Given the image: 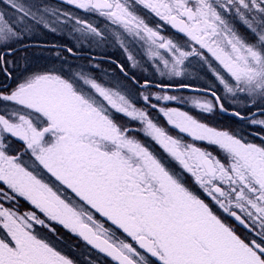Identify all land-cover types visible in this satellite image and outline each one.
<instances>
[{"label":"snow or ice","instance_id":"1","mask_svg":"<svg viewBox=\"0 0 264 264\" xmlns=\"http://www.w3.org/2000/svg\"><path fill=\"white\" fill-rule=\"evenodd\" d=\"M0 264H264V0H0Z\"/></svg>","mask_w":264,"mask_h":264},{"label":"flooded vegetation","instance_id":"2","mask_svg":"<svg viewBox=\"0 0 264 264\" xmlns=\"http://www.w3.org/2000/svg\"><path fill=\"white\" fill-rule=\"evenodd\" d=\"M41 39L45 40V41H55L58 39V37L56 36H52V35H45L43 37H41ZM35 51V61H34V65L36 67H45L48 65V61L47 59H45L46 57L49 56V53L47 52H43L41 53L40 50H34ZM113 51V54L119 58L122 59V55L118 52H115V50H112ZM225 123H227V118H225ZM258 142V141H257Z\"/></svg>","mask_w":264,"mask_h":264}]
</instances>
